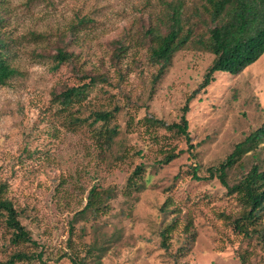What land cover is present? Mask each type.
Returning a JSON list of instances; mask_svg holds the SVG:
<instances>
[{"label":"rangeland","instance_id":"obj_1","mask_svg":"<svg viewBox=\"0 0 264 264\" xmlns=\"http://www.w3.org/2000/svg\"><path fill=\"white\" fill-rule=\"evenodd\" d=\"M173 1L0 0L16 69L0 84V183L34 240L12 242L0 216V264H73L68 256L86 264H264V213L238 232L243 205L209 176L264 120V54L236 76L216 72L200 90L210 52L178 50L159 75L147 32L164 29ZM182 1L190 20L204 0ZM57 47L69 58L54 67ZM91 77L69 115L56 95ZM187 99L191 145L149 120L179 122ZM96 111L112 114L109 145ZM255 162L244 154L227 169L228 184ZM92 187L100 206L77 213ZM16 252L32 257L12 260Z\"/></svg>","mask_w":264,"mask_h":264},{"label":"trees","instance_id":"obj_2","mask_svg":"<svg viewBox=\"0 0 264 264\" xmlns=\"http://www.w3.org/2000/svg\"><path fill=\"white\" fill-rule=\"evenodd\" d=\"M183 7L182 0L167 3L161 18L164 29L159 30L157 26L154 29H148L149 60L154 64H159V75L169 65L173 54L178 50L191 48L210 52L213 58L199 84L198 90H200L214 80L216 72H225L236 76L264 54V0H204L200 6L194 8L190 20L183 16ZM5 25L4 16L0 14V84L6 83L7 79L16 72V69L8 61L10 39L5 33ZM198 25H202L203 29L197 30ZM33 36L38 39L42 37V34L33 33ZM121 52H123V47L119 45L118 53ZM53 58L55 60L54 67H57L62 61L69 58V53L65 48L57 47ZM94 80L96 78L91 77L90 82L67 87L56 95L62 103L63 109L68 110L69 115L73 114L72 106L80 103L86 97L87 85ZM187 102L188 99L182 107L179 122L165 125L158 119L149 118V120L169 129H175L191 145L186 117ZM111 116L109 111L94 112V121H103L98 134L102 137L103 143L107 145L117 134L116 126L108 125ZM261 150H264V120L260 126L234 145L233 150L223 162L209 168V176H216L227 192L235 194L243 205L242 215L234 221L238 232L244 234L247 233L245 223H256L264 213V157L260 158ZM246 153H251L257 158V162L252 164L236 183L229 185L226 180L227 169L238 163ZM174 155V153L167 154L164 162L168 163ZM141 170V165L136 166L132 176L140 174ZM193 176L196 179L201 178L197 176L196 168L193 171ZM4 191V183H0V216L3 217L6 227L11 230L10 240L14 243L20 241L34 243L30 232L20 223L18 212L12 201L4 196ZM100 195V192L92 187L89 190L85 206L77 213H83L88 208L97 209L102 201ZM261 238L264 236L261 235ZM31 257L26 253L16 252L11 259H31ZM68 257L73 264H86L83 259H78L76 256Z\"/></svg>","mask_w":264,"mask_h":264}]
</instances>
